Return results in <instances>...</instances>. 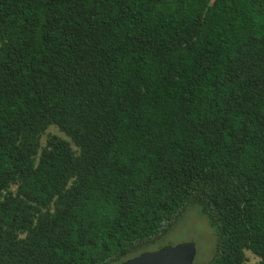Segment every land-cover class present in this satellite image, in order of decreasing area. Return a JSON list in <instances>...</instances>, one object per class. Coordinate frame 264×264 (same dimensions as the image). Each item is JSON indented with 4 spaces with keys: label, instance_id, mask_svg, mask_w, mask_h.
<instances>
[{
    "label": "trees",
    "instance_id": "1",
    "mask_svg": "<svg viewBox=\"0 0 264 264\" xmlns=\"http://www.w3.org/2000/svg\"><path fill=\"white\" fill-rule=\"evenodd\" d=\"M191 206L264 264V0H0V264H121Z\"/></svg>",
    "mask_w": 264,
    "mask_h": 264
},
{
    "label": "rangeland",
    "instance_id": "2",
    "mask_svg": "<svg viewBox=\"0 0 264 264\" xmlns=\"http://www.w3.org/2000/svg\"><path fill=\"white\" fill-rule=\"evenodd\" d=\"M47 134L55 135L69 141V139L56 127L51 126L41 139L42 146L45 145ZM72 148L75 150L73 145ZM215 242V233L208 226L199 208L191 206L186 208L180 216L175 219L165 236L156 242L155 245L146 248L144 252L156 251L163 247H170L179 243H193L196 249L194 264H208L215 252ZM246 256L250 264L257 262V259L250 253L247 252Z\"/></svg>",
    "mask_w": 264,
    "mask_h": 264
},
{
    "label": "water",
    "instance_id": "3",
    "mask_svg": "<svg viewBox=\"0 0 264 264\" xmlns=\"http://www.w3.org/2000/svg\"><path fill=\"white\" fill-rule=\"evenodd\" d=\"M196 249L193 243H179L152 252L141 253L121 264H194Z\"/></svg>",
    "mask_w": 264,
    "mask_h": 264
}]
</instances>
